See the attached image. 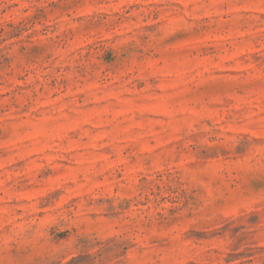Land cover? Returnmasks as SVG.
Returning a JSON list of instances; mask_svg holds the SVG:
<instances>
[{
	"label": "rangeland",
	"instance_id": "1",
	"mask_svg": "<svg viewBox=\"0 0 264 264\" xmlns=\"http://www.w3.org/2000/svg\"><path fill=\"white\" fill-rule=\"evenodd\" d=\"M0 264H264V0H0Z\"/></svg>",
	"mask_w": 264,
	"mask_h": 264
}]
</instances>
